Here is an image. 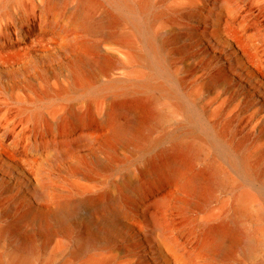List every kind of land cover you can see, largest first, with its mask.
<instances>
[{
  "label": "rangeland",
  "instance_id": "374dc122",
  "mask_svg": "<svg viewBox=\"0 0 264 264\" xmlns=\"http://www.w3.org/2000/svg\"><path fill=\"white\" fill-rule=\"evenodd\" d=\"M231 1L232 12L219 0H151V11L142 17L150 23V34L122 20L112 29L108 25L106 36L104 30L85 29L74 11L88 5L99 22L103 13L118 11L110 0H0V183L11 180L27 196L20 180L39 177L56 188L57 199L75 202L93 195L88 203L110 206L118 200L126 211L121 216L132 214L130 229L145 217L133 211L143 202L169 226L176 250L171 264H264V66L252 62L246 45L252 36L264 44V0ZM150 36L163 41L175 86L172 94L153 93L161 118L145 129L148 143L137 150L128 142L138 141L135 114L117 112L107 122L100 113L119 97L107 86L112 79L163 81V73L134 53L145 50ZM110 59L117 67L106 71L103 65ZM65 86L70 89L62 90ZM193 113L198 116L190 121ZM212 131L224 141H211ZM86 133L94 137L90 142L84 140ZM57 142L73 149L53 162L49 146ZM175 142L197 151L193 168L215 170L219 182L209 194L161 168L152 174L140 171ZM223 147L235 153L226 155ZM239 156L253 164L254 177L238 171ZM104 159L111 160L109 170L99 166ZM8 189L0 186V229L13 222L14 235L33 232L38 224L19 202L10 201ZM161 196L166 204L159 209ZM102 211L101 206L94 216L101 218ZM218 219L236 220L243 242L225 250L215 246L206 230ZM83 221L74 219L78 228ZM125 234L127 239L117 236L108 246L95 245L72 259L74 234L55 232L46 242L37 237L33 253L25 257L10 234L0 233V259L2 264H129L133 258L153 264L141 258L148 243L129 229Z\"/></svg>",
  "mask_w": 264,
  "mask_h": 264
},
{
  "label": "bare ground",
  "instance_id": "6f19581e",
  "mask_svg": "<svg viewBox=\"0 0 264 264\" xmlns=\"http://www.w3.org/2000/svg\"><path fill=\"white\" fill-rule=\"evenodd\" d=\"M110 1L116 6L118 11L114 13L108 11L103 13L102 17L99 18V22H96L90 15L89 6H83L84 4L79 5L75 9L74 16L85 29L95 31L104 30L106 36H109V32H111L107 26L109 25L112 29V27L122 20H128L133 30L137 31L139 26H143L146 34L151 33L150 23L142 18L151 11V0ZM219 1L226 11H233L231 0ZM82 2L84 3V0ZM246 45L252 49V62L257 66H264V61L260 60L262 56L261 52H264V44L259 38L252 36ZM144 47L145 50L143 52L137 48L134 52L135 56L145 61L154 71L163 73V81L157 82L144 77L137 81H132L127 78L112 79L107 86L116 88L119 97L113 102L110 109L100 113L105 121L111 122L116 118L115 115H117V112L132 111L139 124L136 126L137 129L135 131V136L138 138V141L128 142L132 143L133 147L137 150L144 149L148 143V141H145V129L147 130L152 125L157 124L161 118V113L155 107L153 93L158 91L172 94L175 86L173 76L167 67L168 62L164 55L163 41H156L155 36H150L149 40H145ZM236 60L238 62V56H236ZM116 67L117 65H115L114 59L106 60L103 65L106 71H111ZM96 70L94 69L92 73H95ZM68 88L70 89V87ZM68 88L65 86L62 87V90L67 91ZM84 88L89 89L91 94L96 92V89L91 83L85 84ZM197 116V114L193 113L192 117L189 116L190 121L196 119ZM73 119L76 122H80L81 120L80 116H74ZM208 137L211 141H224L215 131H212L211 134L209 133ZM93 138L89 133H86L84 140L90 142ZM160 139L161 137L155 142L158 143ZM49 149L51 150L50 159L54 162L61 157L69 155L73 148L71 144L62 145L60 142H57L51 144ZM223 152L231 156L235 153L229 147H223ZM198 157L199 154L197 151L191 148L189 144L175 142L169 148L161 149L154 160L150 164H145L140 171L142 173L152 174L154 170L161 168L165 174L177 178L180 182L202 191L206 195L218 184L219 180L215 170L211 167L203 166L198 169L192 167L194 159ZM99 166L104 170H109L112 167L111 160L104 159L99 162ZM252 166L253 164L246 158L238 157L236 168L245 177L255 176ZM48 171H50L49 166ZM8 172L12 173L13 170H8ZM85 178L87 180L91 179L90 176H86ZM20 184L25 187L29 195L24 196L22 191L18 190L19 185H15V182L11 180L2 184L0 183V186L7 185L12 187V189H8V191H11L10 201L13 200V204L19 202L26 209V212L33 216L34 221L38 225L33 232L26 231L24 234L14 235L15 231L12 229L14 223L11 222L4 225L0 229V233L10 234V237L16 241L25 257L33 253V241L35 238L42 237L43 242H46L50 238V235L55 232H62L65 235L74 234L76 236L75 248L70 250L71 258L76 259L80 253L88 251L95 245L103 243L104 247L108 246L111 239L117 236L127 239L128 235L125 234V230L129 229L134 234L140 235L141 239L149 245L143 244L142 248L144 247L145 250L141 256L142 259L147 260L148 258L153 264H171V259H176L174 253L176 251L175 243L168 235L169 226L162 220V216L156 210H148L143 202L139 204L140 209L134 208L133 211H139L145 217L143 221L135 223L136 228L130 229L127 219L132 214L129 212L126 216L127 218L124 219V216H121L122 213H126L124 204L118 200L112 199V206H110L107 205V202L100 203L99 201H91V203H88L89 201L86 198L93 199V195L86 196L84 199L76 200L75 202L57 199L56 188L50 185L49 180H44L39 177H33V180H31L29 177L24 176L20 180ZM104 197L105 194L102 195V198ZM32 203L36 205L38 210L31 205ZM87 203L90 205L88 206ZM165 204L166 199L163 196L159 197L156 201V206L159 209L163 208ZM101 206L103 208L101 218H99L100 215L94 216L93 212ZM59 213L61 214L60 216H58ZM42 215H45V217H42ZM78 218H84L85 220L83 221L84 224L79 228L74 222V219ZM208 224L206 234L214 237L215 246H219V249L225 250L231 243L238 245L243 242L244 233L236 220L218 219ZM206 244L212 246V244ZM113 259L115 258L112 257L109 261ZM128 262L129 264H139L138 259L133 260V258ZM0 264H2L1 259ZM62 264H69V262Z\"/></svg>",
  "mask_w": 264,
  "mask_h": 264
}]
</instances>
